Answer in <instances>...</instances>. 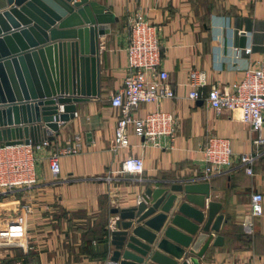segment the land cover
Returning <instances> with one entry per match:
<instances>
[{"label":"crops","instance_id":"0c3cea01","mask_svg":"<svg viewBox=\"0 0 264 264\" xmlns=\"http://www.w3.org/2000/svg\"><path fill=\"white\" fill-rule=\"evenodd\" d=\"M87 1L101 5L116 19L109 25L108 34L98 37L99 97L74 103V116L59 124L52 146L63 145L76 135L80 137V151L59 158L58 177L51 178L45 154L40 152L33 188L0 196V212L8 208V216L16 214L23 204L31 208V213L20 216L24 238L6 251V258L22 260L23 264H107L110 262L107 231L115 229L116 219L109 211L134 206L146 187L169 186L175 181L207 182L206 201L220 204L221 246L212 247L209 242L197 259L198 264H264V148L260 147L262 155L252 164V174L246 175L237 157L251 152L250 139L256 134L240 122L238 111L220 110L216 114L203 100L210 87L229 86L246 68L264 59V0H210L211 4L205 2L204 6L199 0ZM137 10L158 29L159 68L167 72V84L174 97L158 104H141L135 115L142 116L158 107L174 115L176 130L167 150L144 143L128 126L129 147L113 154L110 147L116 112L108 101L120 87L124 72L126 18ZM190 69L205 74L206 85L200 89L197 100L187 98L186 75ZM258 135L264 137V125ZM210 136L228 139L233 157L229 168L202 181L200 147ZM127 156L141 157L140 175L135 177L121 171V161ZM254 191L263 197V215L253 220V234L243 237L239 222ZM170 195L173 201L162 213L165 216L162 226L149 230L154 235L151 249L164 238L161 233L164 228L168 227L172 236L165 239L183 250L173 239L181 242L189 236L171 224V215L176 214L183 199L179 192ZM160 206L143 221L161 213ZM186 220L193 222L190 218ZM168 258L176 264L181 261Z\"/></svg>","mask_w":264,"mask_h":264},{"label":"water","instance_id":"95a60500","mask_svg":"<svg viewBox=\"0 0 264 264\" xmlns=\"http://www.w3.org/2000/svg\"><path fill=\"white\" fill-rule=\"evenodd\" d=\"M113 21L104 7L87 0H0L1 145L52 142L59 124L73 117L74 103L99 97L98 37L108 34ZM170 192L183 199L171 224L189 236L181 242L173 239L183 250L165 239L172 236L164 228V238L151 249L154 235L149 230L162 226V213L173 201ZM208 194L207 182L173 181L144 188L134 206L112 208L109 213L116 219L115 229L107 231L108 261L176 264L170 256L181 258L178 264H198L209 242L212 247L222 243L220 204L206 201ZM160 204L161 213L143 221Z\"/></svg>","mask_w":264,"mask_h":264},{"label":"built area","instance_id":"2783aa9c","mask_svg":"<svg viewBox=\"0 0 264 264\" xmlns=\"http://www.w3.org/2000/svg\"><path fill=\"white\" fill-rule=\"evenodd\" d=\"M126 21L124 72L120 87L111 94L108 101L116 112L110 151L115 154L116 151L129 147L126 134L128 126L131 127L132 134L141 138L144 143L169 150L177 123L174 115L163 112L158 107L142 116L135 115L141 104H158L160 100L174 97V91L167 84V72L159 68L158 29L138 10L128 15ZM248 52V49L244 50L245 54ZM186 85L189 88L187 98L197 100L201 95L200 89L206 85L204 72L190 69L186 75ZM203 100L216 114L220 110L238 111L240 122L248 126L250 133L256 134L250 139L253 148L251 152L237 157L244 173L251 175L253 162L262 155L260 147L264 148V137L258 135L264 125V59L246 68L229 86L210 87L204 93ZM79 151L80 137L76 135L63 145L54 147L48 141L0 145V196L33 188L36 184L34 168L38 153L45 154L47 170L55 180L60 173L59 158ZM200 155L202 181L229 168L233 157L229 140L213 136L205 139L200 147ZM120 168L123 173L136 177L142 173V159L139 156H127L121 161ZM105 180L108 181L109 178ZM248 198L247 211L239 222L240 231L245 237L253 234V220L263 215L261 194L254 191ZM29 213L30 206L23 204L16 214L0 220V251L16 247L18 241L24 238L25 229L20 216ZM14 264L23 263L22 260H17Z\"/></svg>","mask_w":264,"mask_h":264},{"label":"rangeland","instance_id":"374dc122","mask_svg":"<svg viewBox=\"0 0 264 264\" xmlns=\"http://www.w3.org/2000/svg\"><path fill=\"white\" fill-rule=\"evenodd\" d=\"M199 2V4L201 5V6H204L203 5V3H207V4H211V2H210V0H199L198 1ZM4 211L1 213L0 212V218H4V217H7L8 216V212L9 211H7V210H9L8 208L7 209H3ZM10 215V214H9ZM9 250V248L8 249H6V250H2V251H0V254H1V257H0V264H14L15 263V259L14 258H6V251H8ZM13 259V260H12Z\"/></svg>","mask_w":264,"mask_h":264},{"label":"trees","instance_id":"16d2710c","mask_svg":"<svg viewBox=\"0 0 264 264\" xmlns=\"http://www.w3.org/2000/svg\"><path fill=\"white\" fill-rule=\"evenodd\" d=\"M240 231V230H239ZM241 232V231H240ZM241 235H242V233H241ZM243 237H245L244 235H242ZM103 242V241H102Z\"/></svg>","mask_w":264,"mask_h":264}]
</instances>
